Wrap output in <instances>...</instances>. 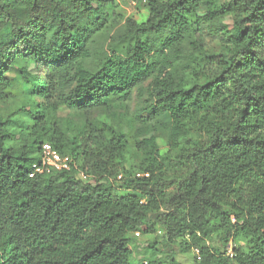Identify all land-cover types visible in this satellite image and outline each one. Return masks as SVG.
I'll list each match as a JSON object with an SVG mask.
<instances>
[{
  "label": "trees",
  "instance_id": "obj_1",
  "mask_svg": "<svg viewBox=\"0 0 264 264\" xmlns=\"http://www.w3.org/2000/svg\"><path fill=\"white\" fill-rule=\"evenodd\" d=\"M146 1L140 24L117 0H0V104L17 107L0 116V264H133V236L157 227L195 264H264V0ZM122 21L127 50L89 72L92 41ZM135 90L169 120L173 175L154 135L135 144L153 163L130 173L132 136L89 123ZM63 110L85 116L77 133ZM44 144L72 170L30 178ZM217 233L233 258L211 245Z\"/></svg>",
  "mask_w": 264,
  "mask_h": 264
},
{
  "label": "rangeland",
  "instance_id": "obj_2",
  "mask_svg": "<svg viewBox=\"0 0 264 264\" xmlns=\"http://www.w3.org/2000/svg\"><path fill=\"white\" fill-rule=\"evenodd\" d=\"M220 4H224L228 0H219ZM119 5V13L126 18H132L138 23H145L149 17V8L146 0H117ZM231 21H225L227 28L231 27ZM125 21L117 23L115 26L109 28L104 33L94 38L90 46V57L85 62V68L89 72L96 70L99 63L106 59V57L112 55V49L117 54L123 55L127 50L128 42L124 39L126 30ZM0 32V38H1ZM207 51L215 54L222 52L223 48L219 41L207 32ZM187 68L177 66L176 73L184 74ZM147 84L141 87L142 91H145ZM147 94H139L138 90H135L133 100L126 104H114L111 112H96L91 116L89 121L95 129L107 130L108 127L113 126L121 129L125 134L132 136V143L126 149L127 161L124 164V168L127 172H139L141 168L146 167L153 163V160L149 158L148 154L137 150L136 141L146 138L149 135H154L157 140L162 159L160 165L165 169L168 175H173L178 172V168L175 166L174 155L170 152L168 146L167 136L162 131L164 124H169L168 118L162 119L160 122L152 119L148 112L147 107ZM24 106V105H23ZM17 107L13 104H0V116L7 118L12 116ZM58 119L61 126L69 134L77 133L78 129H81L82 125L86 121L85 116L63 110L59 114ZM75 130V131H73ZM97 147L99 143L97 142ZM76 177L82 181L95 183L89 178L83 177L81 174H76ZM118 195H125V192H117ZM151 222H154V217L150 218ZM166 233L161 227H157L155 233L151 236H146L141 233L140 237L133 236V243L131 245L133 264H143L151 259L159 260L163 264H171L170 259H173L178 264H195V256L193 253H183L178 246H171L166 238ZM213 248L220 250L221 253L228 255L230 246L223 248L220 241V234L217 233L211 242Z\"/></svg>",
  "mask_w": 264,
  "mask_h": 264
},
{
  "label": "built area",
  "instance_id": "obj_3",
  "mask_svg": "<svg viewBox=\"0 0 264 264\" xmlns=\"http://www.w3.org/2000/svg\"><path fill=\"white\" fill-rule=\"evenodd\" d=\"M74 166V161L69 156H62L56 149H54L50 144H44L41 149V158L39 162L32 164V170L30 173V178H36L39 176H44L51 174L53 172H63L71 171ZM137 177L148 178L149 174H137ZM121 179V176L119 177ZM140 234H136L139 236ZM230 251L228 255L233 258V249L230 246ZM195 254L199 255V251L195 250Z\"/></svg>",
  "mask_w": 264,
  "mask_h": 264
}]
</instances>
